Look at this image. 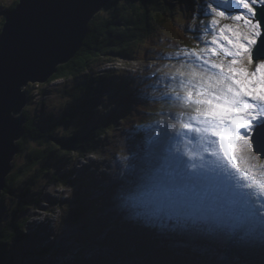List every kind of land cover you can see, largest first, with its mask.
I'll return each mask as SVG.
<instances>
[{
    "label": "snow or ice",
    "instance_id": "snow-or-ice-1",
    "mask_svg": "<svg viewBox=\"0 0 264 264\" xmlns=\"http://www.w3.org/2000/svg\"><path fill=\"white\" fill-rule=\"evenodd\" d=\"M95 7L93 0H29L19 18L0 31L5 46L0 87L6 60L15 68L16 84L25 83L23 73L70 40L85 13ZM261 10L264 0H205L203 11L198 9L211 17L205 30L213 35L206 47L186 55L208 74L206 83L194 85L196 90L183 97L196 107L186 121L183 114L177 117L179 129L169 134L159 122L149 125L160 130L142 149L130 145L128 155L121 157L122 170L108 177L103 195L110 207L120 210L119 220L130 221L156 239L264 244V178H259L264 176ZM222 18L233 23H221ZM11 138L0 123V163L12 150ZM93 179L86 178V183ZM65 227L62 224V231ZM47 242L63 243L59 238Z\"/></svg>",
    "mask_w": 264,
    "mask_h": 264
},
{
    "label": "rangeland",
    "instance_id": "rangeland-1",
    "mask_svg": "<svg viewBox=\"0 0 264 264\" xmlns=\"http://www.w3.org/2000/svg\"><path fill=\"white\" fill-rule=\"evenodd\" d=\"M12 1L16 0H0V8H7L5 5H10ZM174 8L184 10L180 4ZM1 16L2 12L0 11ZM174 24L176 28L180 27L179 21H175ZM204 27L205 25H203ZM176 28L174 29L176 30ZM171 29L170 25H165L161 29L163 32L158 34L153 41L157 45H153L149 51H144L146 46L141 47L142 53L137 55L138 59L128 61L112 59L113 66H110L118 71L112 78L109 88L108 96L113 105H115V100L117 101L118 98H122L126 94L133 100H143L148 104L154 97L167 95L165 86L170 90L169 103L162 106L161 112L149 114L153 122L144 127V131L147 132L144 142L136 144L137 140H135L134 146L139 149L143 148L151 135L160 130L156 127L149 129V125L154 126L159 122L160 128H166L171 134L180 128V120L168 115L173 113L175 117L181 108L195 106L187 103L183 97L185 96L184 93L196 89L190 85L184 91L178 68L174 64L163 63L164 59L183 55L176 44H173L177 41L178 36L173 43L171 42L173 39L170 37L175 33ZM210 40L211 38L202 41V48L206 47V43ZM158 48L168 50L169 53L157 54L156 49ZM148 56L152 59L147 61L146 57ZM142 57H144L143 60ZM156 58L158 60H154ZM187 59L193 60L191 56H188ZM103 60L93 65L94 71L100 72L112 65L106 63L107 59ZM154 63L164 65L162 68H158L155 67ZM164 79L168 80L162 84ZM136 83L138 86L135 88ZM69 84V82L58 80L48 86H35L31 89L30 94L33 99L31 102L28 100L25 109L27 108L28 112L36 116L38 125L45 127L51 122H57L59 116L68 106L77 105V101L69 104L67 99L65 90ZM126 85H131V88H127ZM155 86H158L159 90L154 89ZM127 89L129 90L127 91ZM120 106L123 108V105ZM113 108L114 106L111 107V109ZM146 108L153 111L158 109V106L153 105ZM111 111L100 108L94 112L95 119L105 117ZM74 123L83 126V121L79 119H75ZM123 125L125 126V124ZM124 126L119 129L120 138L117 137L119 140L124 139L126 131ZM62 133L63 130L61 129L58 134L62 135ZM128 145H132L130 139L124 146V151L128 150ZM36 146L35 143L29 144L30 148ZM122 149V144H115V147H107L103 151H99L97 155L87 156L85 160H77L75 156L70 155L68 160L72 159L68 163L55 165L53 174H47L45 177L50 178L52 175L70 172L72 182L66 187L54 183L48 184L44 194H42L40 206L36 208L33 204L25 210L23 217L28 216L30 218L25 228L28 237L18 244L6 246L7 260L12 259L13 264H264V244L259 240L240 245L205 238H161L160 245L164 249H158L151 253L148 250L147 253L149 254L146 253L147 256L144 259H141V254H136L134 249H130L132 253L130 257H121L116 254L117 252H112L114 247L123 246L124 243L128 245L131 238L142 237V231L139 229H137L139 233L134 234L136 232L134 231L135 226L133 229L131 222L125 223L117 218L120 210L110 207L103 195L104 184L108 177L115 176L122 170L123 161L121 157L125 156L123 151L119 153ZM263 159L262 161H264ZM24 160L25 156L20 155L15 158L14 163L20 166ZM89 177L94 179L86 183V178ZM19 185L20 187L14 192L18 193L22 188H25L24 181ZM74 185L75 187H73ZM36 186L30 190L33 198L40 188ZM13 204L14 200L10 197L6 196L4 199H0V222L1 220L7 221L9 208ZM76 206L77 214L73 215L71 211H74ZM65 217H67L66 220ZM62 224L66 225L64 231H62ZM57 238L63 243L53 245L47 242ZM144 244L143 242L142 245ZM196 245L200 246L196 247ZM146 246L148 247V245Z\"/></svg>",
    "mask_w": 264,
    "mask_h": 264
},
{
    "label": "trees",
    "instance_id": "trees-1",
    "mask_svg": "<svg viewBox=\"0 0 264 264\" xmlns=\"http://www.w3.org/2000/svg\"><path fill=\"white\" fill-rule=\"evenodd\" d=\"M191 1L193 0H110L108 5L90 21L83 44L74 57L59 66L47 83L37 85L45 87L57 80L69 82L65 90L67 99L69 104L77 101V105L68 106L57 122H51L45 127L38 125L36 116L28 112L27 108L23 110L24 133L17 142L20 150L15 158L24 155L25 160L19 166L14 163V158L12 170L6 178L4 189L0 192V199L7 196L14 200V204L9 208L7 221L0 222V256L3 264H13L12 259L7 260L6 246L18 244L28 237L25 228L30 218L23 217L25 210L33 204L36 208L40 206L42 194L48 184L60 183L67 186L72 182L70 172L52 175L50 178H46L45 175L53 174L55 165L68 163L72 159L68 160L70 155L75 156L77 160H85L87 156L103 151L107 147H115V144L124 146L125 135L124 139L119 140V129L124 126L123 124L124 128L131 127L134 121L141 117L137 114L140 105L129 95L115 100V105L107 95L110 81L118 71L113 68L96 72L93 65L103 59H107L106 63L112 62V59L124 61L136 59L141 47H151L157 38L156 35L160 34L165 25L171 27L175 25L177 10L180 8L174 7L183 3L191 6ZM16 4L17 0L12 1L8 10L13 9ZM184 15L187 17L190 13L185 11ZM3 23L4 18L0 20V30ZM126 86L131 88V85ZM33 87L35 86L29 85L26 88L29 102L33 99L30 94ZM120 105H123V108ZM119 106L121 109L117 112ZM100 108L113 111L105 117L95 119L94 112ZM75 119L83 121V126L75 124ZM61 129L62 135L58 134ZM31 143L37 146L30 148ZM45 179L48 180L45 182ZM22 181L25 188L18 193L14 192ZM34 186L40 188L33 198L30 190ZM71 212L76 215L77 206ZM137 229L135 227L134 234L139 233ZM141 233L142 237L131 238L128 245L124 243L123 246L114 247L112 252H117L122 257H130L131 250L134 249L136 254H141V259L144 258L151 253L148 248L156 238H147V233Z\"/></svg>",
    "mask_w": 264,
    "mask_h": 264
},
{
    "label": "water",
    "instance_id": "water-1",
    "mask_svg": "<svg viewBox=\"0 0 264 264\" xmlns=\"http://www.w3.org/2000/svg\"><path fill=\"white\" fill-rule=\"evenodd\" d=\"M110 0H93L96 7L85 13L74 29L72 38L63 42L53 53L45 57L41 63L32 69L25 71L20 77L25 83L16 84V71L10 60H6L3 67V84L0 87V123L4 125L5 132L12 138L8 142L11 145V151L6 153L7 159L0 163V192L4 189L6 178L12 170L13 160L19 152L18 141L24 133L25 116L23 110L28 103L29 85L45 84L57 72V68L69 62L76 52L80 49L88 31L90 21L104 9ZM29 0H17V4L13 9L5 13L4 23L1 31L4 30L7 22L15 21L19 18L23 6ZM36 2V0H33ZM41 4H55L63 2V0H37ZM73 2V0H68ZM75 13L76 10H70ZM260 18L264 20V10L260 11ZM5 56V46L0 43V65L3 63ZM0 264H3L0 256Z\"/></svg>",
    "mask_w": 264,
    "mask_h": 264
},
{
    "label": "bare ground",
    "instance_id": "bare-ground-1",
    "mask_svg": "<svg viewBox=\"0 0 264 264\" xmlns=\"http://www.w3.org/2000/svg\"><path fill=\"white\" fill-rule=\"evenodd\" d=\"M196 75V74H195ZM195 75H193L192 76V78H193V82L195 83L197 80H198V77L200 78V76L197 74L196 76ZM195 77V78H194ZM191 105V104H190ZM179 106V105H178ZM196 106H191V107H187V108H181L180 109V111H179V113L177 114V116H173V113H171L170 115H168V116H170V117H174L175 119H177V117L178 116H180V114H183V119L186 121V119H187V117L189 116V115H191L192 113H193V110H194V108H195ZM176 108H178V107H176ZM187 109V110H186ZM176 111H177V109H176ZM174 112V111H173ZM179 120V119H178ZM179 123V122H178ZM180 123H181V121H180ZM179 123V124H180ZM178 126V125H177ZM181 147H182V145H181ZM264 158V157H263Z\"/></svg>",
    "mask_w": 264,
    "mask_h": 264
},
{
    "label": "flooded vegetation",
    "instance_id": "flooded-vegetation-1",
    "mask_svg": "<svg viewBox=\"0 0 264 264\" xmlns=\"http://www.w3.org/2000/svg\"><path fill=\"white\" fill-rule=\"evenodd\" d=\"M7 8H0V11L2 12V16L0 17V20L5 17V11L8 10L9 5H5Z\"/></svg>",
    "mask_w": 264,
    "mask_h": 264
}]
</instances>
